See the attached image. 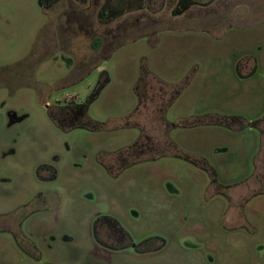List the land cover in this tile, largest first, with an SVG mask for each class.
Masks as SVG:
<instances>
[{
  "label": "rangeland",
  "instance_id": "374dc122",
  "mask_svg": "<svg viewBox=\"0 0 264 264\" xmlns=\"http://www.w3.org/2000/svg\"><path fill=\"white\" fill-rule=\"evenodd\" d=\"M175 1L0 0V264H264V0Z\"/></svg>",
  "mask_w": 264,
  "mask_h": 264
},
{
  "label": "crops",
  "instance_id": "0c3cea01",
  "mask_svg": "<svg viewBox=\"0 0 264 264\" xmlns=\"http://www.w3.org/2000/svg\"><path fill=\"white\" fill-rule=\"evenodd\" d=\"M237 0H195V4H193L190 8H188L186 11L183 13L176 15V18L179 19L177 20V24L172 27L170 30V33L173 37L178 38V42L180 43V38L184 37L185 35H191L193 32H199V33H205L206 31L208 32L209 30V25L210 26H217L219 25L221 27V22L219 23H210V22H205L204 20V14L207 12L214 10V11H221V12H227V11H234L236 7L238 6ZM177 0L175 1L176 4ZM183 19V20H181ZM187 19V20H186ZM234 19V18H233ZM235 20V19H234ZM206 25V26H205ZM205 26V27H204ZM226 27H231L233 26V23L228 24V22L225 24ZM215 28V27H214ZM257 58H251L250 57H245L242 56L237 60H230L231 68L232 66H235L236 69V74L239 77L240 80L244 79H250L253 76V68L254 64ZM185 61L184 57H181V54H177L173 56V62L176 64H181L182 62ZM228 64V62H226ZM193 67L192 70H196L198 68L197 64ZM222 70V75H221V80L223 79H230L231 78V73L230 70ZM163 85L168 86L169 88L172 89L173 94L175 93L178 95L179 91H181V83L183 81L178 82V85H176V88L179 89L174 90V85L171 84L170 86L167 84V82L161 81ZM221 82V81H220ZM225 84L227 83L226 81L224 82ZM230 83H227V85ZM183 86H186V83L183 82Z\"/></svg>",
  "mask_w": 264,
  "mask_h": 264
},
{
  "label": "trees",
  "instance_id": "16d2710c",
  "mask_svg": "<svg viewBox=\"0 0 264 264\" xmlns=\"http://www.w3.org/2000/svg\"><path fill=\"white\" fill-rule=\"evenodd\" d=\"M43 8H50L59 0H37ZM146 0H103L97 11L101 23L112 22L124 14L144 8ZM195 4V0H177L171 13L179 15ZM97 45V42H94ZM68 60H70L68 58Z\"/></svg>",
  "mask_w": 264,
  "mask_h": 264
},
{
  "label": "flooded vegetation",
  "instance_id": "af4514ba",
  "mask_svg": "<svg viewBox=\"0 0 264 264\" xmlns=\"http://www.w3.org/2000/svg\"><path fill=\"white\" fill-rule=\"evenodd\" d=\"M39 207H37L38 209L39 208H43V207H45L46 206V201L44 200V201H42V200H39ZM35 206H36V204H34V206H33V208L30 210V211H35V210H37V208L35 209ZM18 229V228H17ZM19 231V230H18Z\"/></svg>",
  "mask_w": 264,
  "mask_h": 264
}]
</instances>
